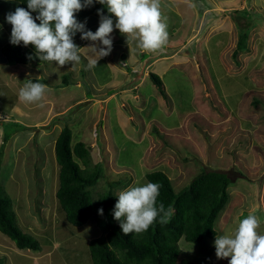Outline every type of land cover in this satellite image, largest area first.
Returning <instances> with one entry per match:
<instances>
[{"label": "rangeland", "instance_id": "374dc122", "mask_svg": "<svg viewBox=\"0 0 264 264\" xmlns=\"http://www.w3.org/2000/svg\"><path fill=\"white\" fill-rule=\"evenodd\" d=\"M190 2L193 3V12L185 17L197 21L202 29L201 35L197 41L191 42L190 47H180L183 51L174 65L182 60L193 65L189 67L190 71L197 67L198 72L186 71V75L189 72L191 76V80H186L175 75L174 65L169 67L172 80L170 84L162 83L169 98L156 93L162 104L159 106L153 98L156 97L153 95L156 87L149 83V92L148 86L141 88L138 104L143 106L142 113L134 107L127 110L135 113L126 116L125 120L130 124L123 127L126 136L132 135L129 138L123 135L120 123L114 117L110 128L115 142L102 135L104 119L102 115L95 116L93 87L96 82L100 83V79L103 80L102 77L109 75L108 80L112 83H108L107 94L124 82L126 89L134 94L137 91L133 90L135 82L132 76L138 77L141 68L136 70L128 66V69L125 61L119 60L123 71H129V76L120 81L122 74H116L108 67L106 58L109 54L93 68L98 75L96 80L90 79V83H86L83 73H78L75 79L81 81L82 91L71 101L68 100L70 93L63 91L65 86L61 83L64 79L74 81L70 76L74 71L70 70V63L62 66V74L61 67L55 62L43 60L38 64H26L15 78L0 68V122H4L0 123V186L10 200L16 226L39 243L38 251H20L0 233V264H93L89 241L103 235L95 217H91L84 226L73 227L67 223L56 199L59 167L55 164L52 142L64 126L71 132V144L76 142L75 139L86 143L91 165L100 163L106 179L120 184L114 192L117 200L122 190L148 183L145 174L151 171L164 172L170 178L174 191L178 192L203 167L217 170L225 172L231 184L228 202L214 225L216 236L230 234L236 227L237 218L242 219L250 213L261 218L259 232L264 235V0ZM174 5L178 14L182 7L178 3ZM17 7L14 2L0 1V49L10 43L11 25L5 19L6 14L14 12ZM162 14L167 18V41L173 39L178 42L179 37L176 36L186 32V23L168 11L162 10ZM112 19L114 23L115 17ZM99 21L87 16L78 22L84 23L85 30L95 32ZM240 34L246 37L245 48L237 51ZM80 36L81 33L77 32L73 41L81 47L80 52L89 57L84 48L93 42L82 40ZM95 43L98 48L102 47L98 41ZM167 49L165 45L163 51ZM142 58L145 63L150 57L143 55ZM115 60H118L117 55ZM86 62L89 60H85L82 70H86ZM37 71L39 77L33 74ZM47 71L51 72L49 77ZM149 71L156 74L157 70L148 68ZM33 79L40 83L43 81L49 90L40 103H23L19 99V90ZM115 82H119L118 85ZM60 91H63V97ZM50 95L57 96L52 100L56 105L53 108L52 103L46 100ZM79 97H83L82 103L76 101ZM117 104L121 106L119 101ZM175 114L178 121L173 116ZM5 119L8 121H3ZM148 119L171 128L168 131L161 129L159 134L156 121L145 127ZM132 127H136V133ZM7 129L15 133L4 140ZM106 179L100 178L88 189L92 201L98 200L106 190ZM215 239L205 238L198 244L181 240L177 264L182 259L195 264H228L229 258L216 257Z\"/></svg>", "mask_w": 264, "mask_h": 264}, {"label": "trees", "instance_id": "16d2710c", "mask_svg": "<svg viewBox=\"0 0 264 264\" xmlns=\"http://www.w3.org/2000/svg\"><path fill=\"white\" fill-rule=\"evenodd\" d=\"M0 1L14 2L18 7L27 10V0ZM106 7L107 5H101L93 0L91 6L76 13V18L78 21L87 16L100 19L97 11L109 15ZM32 15L35 17L37 13L33 12ZM245 39L243 34L239 35L237 51L245 48ZM0 53L5 65L9 66L38 64L43 61L39 60L31 45L25 47L22 44L7 43L1 47ZM29 81L38 82L34 79ZM150 81L159 90L160 95L166 97L162 81L156 74H150ZM61 83L66 86L67 80L64 79ZM7 131L4 140L15 133L10 132V129ZM54 155L59 166L56 199L67 223L78 228L84 226L94 216L96 225L103 234L89 241V253L93 264H177L178 244L181 240L198 244L205 238L216 237L214 230L216 219L229 199L228 187L231 180L225 172L207 170L203 167L191 182L178 192L174 191L170 179L164 172L155 170L146 173L147 182L159 183L162 186L158 204L162 202L166 209L171 206L174 214L166 225H161L157 219V222L144 233L124 235L120 230L119 221L113 219V210L117 202L114 192L120 184L106 179L100 163L91 165L90 150L84 143L79 142L71 146V132L67 126L61 129L55 140ZM1 159L2 147L0 162ZM100 178L106 179V190L98 200L92 201L88 189ZM99 209H103L102 215L98 214ZM0 233L9 238L17 250H39L38 241L16 226L10 200L1 186ZM179 264L195 263L182 259Z\"/></svg>", "mask_w": 264, "mask_h": 264}, {"label": "clouds", "instance_id": "9594fccd", "mask_svg": "<svg viewBox=\"0 0 264 264\" xmlns=\"http://www.w3.org/2000/svg\"><path fill=\"white\" fill-rule=\"evenodd\" d=\"M96 2L107 5L109 15H103L98 10L99 26L92 32L85 30L84 23L78 22L76 13L91 6L93 0H27V10L17 7L14 12L6 14L5 19L11 25L10 43L25 47L31 45L39 60L55 62L62 67L69 63H80L81 47L73 41L79 32L82 40L93 42L84 48L89 54V69L110 54L114 28L125 37L127 44L135 42L142 52L157 53L163 50L168 40V25L167 18L162 14L161 0ZM33 12L37 13L35 17ZM112 17H115V24ZM97 41L102 47H97ZM48 90L45 83L28 81L20 88L19 99L26 104H38ZM161 187L159 183L148 182L130 186L119 193L113 219L119 221L124 235L144 233L157 219L161 225L170 222L174 209L171 206L166 209L162 202H157ZM98 214L102 215L103 209H99ZM261 223V218L256 214L237 218L236 227L230 234L216 236V257L229 258L228 264H264V235L259 232Z\"/></svg>", "mask_w": 264, "mask_h": 264}, {"label": "crops", "instance_id": "0c3cea01", "mask_svg": "<svg viewBox=\"0 0 264 264\" xmlns=\"http://www.w3.org/2000/svg\"><path fill=\"white\" fill-rule=\"evenodd\" d=\"M161 3H162L161 6H163V8L161 7V10L168 11V12L172 13L173 15H176L181 21L186 23V27H187L186 32H184L182 35L180 34L181 36H178V35L176 36L177 38L179 37L178 42L173 41V39L167 41L166 46L168 49H167V51H163V50L160 51L161 54L142 52L136 46L135 42H129L127 44L125 37L122 34H120L118 29L114 28V30L112 32V36H111L112 37V50L110 52V55L106 58V62H107V64H109L108 67L110 70H113L116 74H122V76H121L122 78H120V81H121V79L129 76V71H127L126 69H124V71H123V68H122L123 66L118 63L119 60L122 62L125 61V65H127L126 68H128V66L131 67V69L133 67L136 70H139L141 68L139 71L138 77H136L135 74L132 76L133 81L135 82L133 85V90L137 91V92L134 94H131L130 91H128V89H126L127 88L126 82L118 85L117 83H119L120 82L119 81V82H115V85L117 84L118 87H116L112 92L107 94L106 92H108V88H107L108 83H110V84L112 83L111 81L108 80L109 75L106 76L107 78L102 77L103 80L100 79L99 80L100 83L97 84V82H96V86L93 87L92 96L94 97L93 102H95V103L92 104V107L93 106L96 107L95 108V110H96L95 116H101L102 115V117L104 119L103 120L104 121V123H103L104 127L102 130V135L112 139L114 142H115V135L113 134V132L110 128L111 118L114 117L115 119L118 120V122L120 123V127L122 128V133L124 136H126L125 132L123 131V127H124V125H126V123L130 124L129 121L127 122L125 120L126 116L129 117V116L135 115V113L127 112V110L131 107H134L136 111H139L140 113H142L143 106L138 104V101L141 98L139 91L141 88L147 87L148 85L152 84L150 81V74H152V72L151 71L147 72V69L149 68V70H150L152 68H154V69L156 68V70H157L156 74L158 75V77L160 78L162 83L165 82L164 85L168 84L169 81L172 80V74L170 72V70H171L170 68L173 67L174 61L177 60V57H179L178 55L180 54V52L183 51L180 49V47H184V48L190 47L191 42L197 41L198 37L201 35L202 29L199 27V25L196 24L197 21L194 22V21H191L192 18H186L185 17L189 13L191 14L193 12L192 11V4L193 3L190 2V0H165V1L161 0ZM175 3L180 4L182 7L180 9V11H178V9H177L178 14L176 12V8L174 5ZM172 5H174V8L171 7ZM195 16H196V12H195ZM114 24H115V22H114ZM10 35L8 36V38L10 37ZM172 36H173V32H172ZM172 36H171V38H172ZM113 47H114V49H113ZM116 50L118 52L113 53ZM80 53H81L80 54V57H81L80 63L73 64L74 67L71 64L69 65L70 70L71 71L74 70V71L70 72V76L73 77L72 79L74 81H72V82L67 81L66 86L64 87L65 90H63L65 93H70V95H69L70 99H68L70 101H71V99H73L74 96H76L78 93H81V91H82V87L80 85L81 81H79L78 79H75L79 72L83 73L82 77L86 81V83H90V79L96 80L98 77V75H96V73L93 71V68L89 69L88 65L85 66L86 70H82L83 64H85V60H87V59L89 60V57H88V55H86L83 52H80ZM111 54H112V56H111ZM116 55L118 57V60H115ZM143 55L150 57L147 60V62H145V63H144L143 58H142ZM103 58H105V57H103ZM177 63H179V64H177L176 66L174 65L176 67L175 75H179L180 78H185L186 80H191V76L189 75V72L190 73L194 72L195 74H196V72H198L197 67H194L193 68L194 70L190 71L189 67H193V65L190 66V64H188L187 62H182V60H179V61H177ZM3 65H5L3 62L0 63L1 70L6 72V73H9V76L12 78H15L16 74L18 75L19 72H22L21 69H22V67L25 66V65H19V66L15 65L12 67L9 66V67L3 68L2 67ZM163 65H166V66L164 67ZM26 67H28V66H26ZM10 71H13L14 74H12ZM23 71L25 72L26 70L24 69ZM186 71H189L187 73V75L185 73ZM47 72H48V77H49L51 72L50 71H47ZM61 72H62V67H61L60 74H62ZM33 74L35 76L37 75L39 77V71H37L36 73H33ZM43 74H44V72H42V75ZM154 74H155V72H154ZM162 78L165 79L166 81L162 80ZM112 88L113 87H111L110 89H112ZM149 88L150 87L148 86L147 92L150 91ZM63 91H60L61 96L63 94ZM156 93L160 94L159 90L157 88H155V90H153V95L156 96L153 98L156 100L155 104H158V106H159L160 101H159V99L157 97L158 95ZM99 95H103V96L98 98ZM167 98H169V96H167ZM176 98H177V100H180V98H178V97H176ZM55 99H57V96H55V95H50V97L46 99V100L50 101V103H52L53 106L51 108L56 106L52 101ZM161 100H162V98H161ZM76 101H80V103H82L83 97H79V99H77ZM117 101H119L121 103L120 107H118ZM99 103H102V104H99ZM163 105H165V104L163 103ZM158 106H157V108H158ZM124 111L127 113V115H125ZM173 116L178 121L176 114ZM153 121H156V120H152V119L146 120V122H145L146 126L145 127L148 128V124L153 122ZM156 123H157V131L159 134H161V129L164 131H168L171 128V127H165V126L161 125L160 123H158L157 121H156ZM39 125H42V123H40ZM28 129H30V128H28ZM131 130L136 133V127H132ZM144 133L147 134L146 131H144ZM128 134H130V133L128 132ZM130 136H132V135H130ZM130 136L127 135L126 137L129 138ZM55 138H57V137H55ZM55 140L56 139H53V142H52L53 150H54ZM74 141H76L77 143H79V142L84 143L83 141H77L76 139ZM76 142H72L71 145L74 146L76 144ZM137 142L140 143L139 140H137ZM115 147H116V145H114V148ZM115 156H116V154H115Z\"/></svg>", "mask_w": 264, "mask_h": 264}]
</instances>
